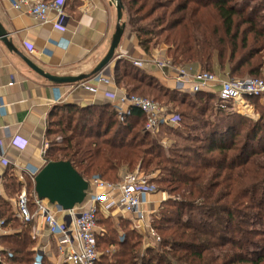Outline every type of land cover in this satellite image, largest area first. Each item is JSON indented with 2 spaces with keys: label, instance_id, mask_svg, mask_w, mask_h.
<instances>
[{
  "label": "trees",
  "instance_id": "obj_1",
  "mask_svg": "<svg viewBox=\"0 0 264 264\" xmlns=\"http://www.w3.org/2000/svg\"><path fill=\"white\" fill-rule=\"evenodd\" d=\"M121 1L130 18L129 31L146 54L155 38L165 34L163 42L177 66L186 62L213 75L261 78L264 3L251 7L255 0L240 5L238 0ZM112 75L129 96L165 99L163 106L177 113L186 132L175 133L183 144L166 154L144 131L145 115L135 107L123 117L110 103L53 110L47 162H69L86 181L114 184L126 170L145 175L159 170L163 176L151 178L150 184L170 196L159 214H151L160 241L145 251L141 235L99 212L98 226L106 228L97 235V264H264V103L250 99L260 110L258 121H252L234 112L231 103L221 108L215 93L192 96L158 87L146 70L125 60H119ZM174 104L185 109L178 112ZM21 177L11 167L5 171L9 198L23 189L34 194L29 175ZM156 183L167 188L158 189ZM1 207L2 228L13 229L0 236L2 257L8 264H34L31 227L15 218L9 203Z\"/></svg>",
  "mask_w": 264,
  "mask_h": 264
},
{
  "label": "crops",
  "instance_id": "obj_2",
  "mask_svg": "<svg viewBox=\"0 0 264 264\" xmlns=\"http://www.w3.org/2000/svg\"><path fill=\"white\" fill-rule=\"evenodd\" d=\"M13 1L0 0V23L9 34L15 49L10 50L0 41V99L5 102V111H0V142L4 144L5 157L9 161L8 166H4L0 155V207L2 202L9 203L17 218V197L9 198L4 185V173L11 167L19 179L23 180L21 175L26 174L28 168L36 167L40 171L49 163L46 161V153L51 145L48 130L53 120V110L63 105L86 107L113 104L109 94L118 95L123 90L114 82L101 85L93 78L83 81L91 85L92 91L89 92L80 87L82 83L53 84L24 61H31L53 76L77 77L90 74L108 52L116 29L117 11L112 0H66L64 17L59 21L54 13H50L51 22L47 24L38 23L31 15L15 10L12 7ZM26 44L32 45L34 50L31 51ZM117 53L137 60L145 57V52L128 28ZM113 65L105 71L111 77ZM162 84L175 89L172 80L163 81ZM17 136L25 140L24 149L11 144ZM87 183V193L98 192L93 180ZM164 199L165 196L158 193L152 197L158 203ZM50 206L53 210L61 208L57 203H50ZM108 215L133 220V216L120 210ZM29 226L35 240V255L38 250L44 251L46 264H60L55 239L41 228L40 222L35 220ZM12 232V228H1L0 236ZM3 251H0V263L8 264L2 257Z\"/></svg>",
  "mask_w": 264,
  "mask_h": 264
},
{
  "label": "built area",
  "instance_id": "obj_3",
  "mask_svg": "<svg viewBox=\"0 0 264 264\" xmlns=\"http://www.w3.org/2000/svg\"><path fill=\"white\" fill-rule=\"evenodd\" d=\"M65 4L66 0H15L12 7L31 15L38 23L47 24L51 22L50 13H54L59 21L64 17ZM56 26L58 27L59 24L56 23ZM50 42L57 45L53 41ZM26 46L31 51L34 50L32 45L26 44ZM119 58L129 61L138 68L145 66V62L132 60L123 54H120ZM159 66V68H165L162 63H159ZM194 70L196 68L192 67L180 71L175 81L176 90L187 94L215 93L221 104L231 103L234 108L236 107L238 114L252 119L256 118V116L251 115L255 109L249 99H258L261 103H264L263 79L248 77L221 80L206 73L199 74L198 71ZM93 79L101 85L114 82L111 75L107 73H100L94 76ZM81 83L80 87L83 90L92 91L89 83ZM109 97L114 101L113 105L122 117L127 114L130 107L141 110L147 118L146 131L152 132L156 125L160 123L158 117L160 110L156 103L146 98L129 96L126 92H121L118 95L111 93ZM1 110L5 111L3 99H0ZM11 144L20 149L26 147L25 140L18 136L11 141ZM0 155L3 165L8 166L9 161L5 157L3 142H0ZM38 172L39 170L36 167L28 168L26 172L33 184H35V177ZM150 180L151 177L140 171L125 173L122 180L117 184L94 179V188L98 192L87 193L85 200L71 209L58 208L53 210L48 200L40 198L35 192L31 196L27 190L23 189L17 196L16 215L25 225H29L35 220L40 222L41 228L56 241L60 264H97L100 256L97 250L98 213H107L108 215L113 211L120 210L133 216L135 222L144 223L148 221L149 214L154 213L152 209H149L153 204L152 197L157 193L155 187L150 184ZM1 197L0 193V199ZM2 223L0 221V231ZM149 234L158 242L160 241L158 234L152 227H149ZM2 250L3 247L0 244V251ZM44 259L45 252L38 250L34 264H43Z\"/></svg>",
  "mask_w": 264,
  "mask_h": 264
},
{
  "label": "rangeland",
  "instance_id": "obj_4",
  "mask_svg": "<svg viewBox=\"0 0 264 264\" xmlns=\"http://www.w3.org/2000/svg\"><path fill=\"white\" fill-rule=\"evenodd\" d=\"M244 1L245 0H238L237 3H238V5H240L239 3H242ZM263 3H264V0H255L254 2L251 3L250 6L251 7L258 6V5H261ZM129 20H130L129 15L128 14H123V21L126 22V28H128ZM129 28H130V26H129ZM129 28H128V30H129ZM165 36L166 35L164 34L162 36L159 35L158 37L155 38V40L153 41V44L151 45V52L149 54L145 53V57L143 59L137 60V59L132 57V59L133 60L135 59V61H143V62H145V64H144L145 66L140 68V69L146 70L148 75L155 79V85H157L158 87L163 85L162 84L163 81L166 82L168 80H172L173 82H175L177 77H178V74L180 73V71L182 69L187 70V69H190V68L193 67V66H191L190 64H188L186 62L182 63L179 66L173 64L172 59L168 55L170 46L163 42V39L165 38ZM156 42H159V43L158 44H154ZM120 54L121 53H119L118 55H120ZM121 60H124V59H121ZM159 63L164 64L165 68H159L160 67ZM114 66H115V64L111 68L112 70H113ZM134 67H136V66H134ZM194 71H196V72L198 71L199 74L206 73V74H208V75H210L212 77L215 76V77H217L218 79H221V80L230 79V78L221 76V74L219 73V72H221L220 69L218 70L219 75L218 74L217 75L210 74L209 72L203 71L199 67H196V70H194ZM248 77H251V76L245 75V76H242V77L238 76V77H232V78L242 79V78H248ZM257 77H260V76H257ZM261 79L264 80V71H263V74L261 75ZM173 85L174 84H170V86H173ZM163 86L166 87L165 85H163ZM166 88H168V87H166ZM121 90H123V89H121ZM173 90H176V89H173ZM123 92H125V91L123 90ZM189 95L193 96L195 94L189 93ZM153 97L154 96H152L150 98L148 96H146V97L143 96L141 98H146V99L156 103L157 106H159L158 109L160 110L161 114L159 113L158 117H159V120H160L159 122L160 123H158L156 125L155 129L152 132H148V131L145 130V127L147 125V118L145 116L146 122H145V126H144V131L151 135L150 136L151 140L154 139L158 144L162 145V147L164 148V152L166 154H170V152L174 148L180 147L183 144L182 139L177 137L175 135V133L178 132V131H181V132H186V131H184V129L181 128L180 119H179V116L177 115V113L176 112H171V110L169 108H167V106H163L164 104L167 103V101L165 99H159L158 102H155V101H153V99H151ZM218 102H219V105L221 106V108H227V104H221V102L219 100H218ZM252 105L254 106L255 110H254V113L251 114V115L256 116V118L252 119V118H250L248 116H245V115L244 116L249 118V119H251L252 121H258V119L260 118V110L259 109L257 110L254 104H252ZM174 106H176L175 109L178 112L179 111H183L185 109L184 107H180V106L175 105V104H174ZM232 109L234 110V112L238 113L236 107L234 108V106H232ZM141 125L142 124H140V127H141ZM132 172H134V171L126 170V171L123 172L122 177H123V175L125 173L129 174V173H132ZM147 176H149L151 178H158V177L163 176V175H161L160 171L158 170V171H155L153 173L147 174ZM104 180H106V179H104ZM156 185H157L158 189L160 187L167 188V185H164V184L156 183ZM157 193H158V195L159 194L160 195H164L166 199H168L170 197L167 192L161 191L160 189L157 190ZM162 202L158 203V202H154L153 201V204L151 205V208H149V209H152L154 211V213H150L149 217H148V221H146L144 223L135 222L134 220H131V219H128L126 217L119 216V215L116 217L117 219H120L121 222L124 221L126 227L129 225V227L127 229H131V230L133 229L139 235L142 236V244H143L142 245L143 246L142 250L143 251H145L150 246L158 245V243H159L152 235L149 234V227H152L151 226L152 215H156L157 213L158 214L160 213V208H161ZM104 214H106L105 216H110V215H107V213H103V215ZM103 228L105 229L106 227L105 226L104 227L103 226H99L100 230H102ZM100 249L102 250V246L100 247Z\"/></svg>",
  "mask_w": 264,
  "mask_h": 264
},
{
  "label": "water",
  "instance_id": "obj_5",
  "mask_svg": "<svg viewBox=\"0 0 264 264\" xmlns=\"http://www.w3.org/2000/svg\"><path fill=\"white\" fill-rule=\"evenodd\" d=\"M112 1L117 11L116 29L112 36L108 52L90 74L77 77L53 76L45 73L31 61L24 59L26 64L37 74L57 85L81 83L100 73H105L111 64L114 63L116 65L121 60L117 54V50L126 30V22L123 21L124 6L122 1ZM8 36L9 34L0 23V41L10 50H15ZM34 189L40 198L48 200L52 204L57 203L63 209H71L85 200L88 183L77 173L69 162H49L36 175Z\"/></svg>",
  "mask_w": 264,
  "mask_h": 264
}]
</instances>
